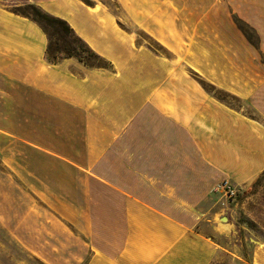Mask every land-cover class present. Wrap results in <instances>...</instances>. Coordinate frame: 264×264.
Returning <instances> with one entry per match:
<instances>
[{
  "label": "crops",
  "instance_id": "crops-1",
  "mask_svg": "<svg viewBox=\"0 0 264 264\" xmlns=\"http://www.w3.org/2000/svg\"><path fill=\"white\" fill-rule=\"evenodd\" d=\"M27 1L107 66L49 62L41 27L0 9V166L23 190L24 252L40 264L216 262L224 249L202 228L223 235V223L208 203L223 181L263 175L264 126L204 88L220 90L217 77L185 70H221L227 48L233 78H251L264 0ZM250 84L232 93L249 98ZM250 264H264V241Z\"/></svg>",
  "mask_w": 264,
  "mask_h": 264
},
{
  "label": "rangeland",
  "instance_id": "rangeland-1",
  "mask_svg": "<svg viewBox=\"0 0 264 264\" xmlns=\"http://www.w3.org/2000/svg\"><path fill=\"white\" fill-rule=\"evenodd\" d=\"M27 0H0V9H7L18 13L19 9L23 11L28 4ZM111 9L114 13L121 14L116 2H110ZM35 5V4H34ZM37 6V5H36ZM243 27L245 34L258 47L260 39L256 32L244 23L239 22ZM140 39L148 45L153 46L157 51L163 52L152 41ZM54 41H57L54 38ZM231 52L224 48L219 57V67L221 70L214 71H191L185 70L186 73L195 80L208 78H218L220 90H215L209 83H204V88L210 91L220 99L230 109L237 111L240 115L250 118L264 126V54L256 53L252 59L254 70L251 78L246 71H240L238 80L234 79L231 72ZM95 62V61H94ZM212 73L217 76H209ZM248 73V74H247ZM236 76V75H235ZM250 84V90L254 92L249 98L242 97L241 93H232V86L246 87ZM6 172L0 166V264H40L30 258L23 250L22 245L18 242L22 239L23 216V190L18 182L8 183L5 181ZM229 181V180H228ZM237 190L238 197L234 200L228 199L220 190L216 192L214 199L210 200L208 205L216 207L213 211L220 214L217 217V223L228 225V230L219 226V235L214 231L212 226L202 228L203 233L209 235L224 250L223 256L219 257L213 264H250L252 248L257 243L264 241V178L257 188L239 187L229 181ZM250 220L254 225L246 223Z\"/></svg>",
  "mask_w": 264,
  "mask_h": 264
},
{
  "label": "trees",
  "instance_id": "trees-1",
  "mask_svg": "<svg viewBox=\"0 0 264 264\" xmlns=\"http://www.w3.org/2000/svg\"><path fill=\"white\" fill-rule=\"evenodd\" d=\"M86 3L90 4L89 1ZM18 9V15L30 18L36 22L47 35L49 43L46 56L49 62L56 63L63 58H76L81 63L92 68L107 66L106 62L75 33L66 20L53 16L34 4H28L24 11L21 7ZM240 28L245 33L244 28ZM54 38L57 41H54ZM263 178L264 173L253 184L252 188L259 187ZM246 223L254 225L250 220Z\"/></svg>",
  "mask_w": 264,
  "mask_h": 264
},
{
  "label": "built area",
  "instance_id": "built-area-1",
  "mask_svg": "<svg viewBox=\"0 0 264 264\" xmlns=\"http://www.w3.org/2000/svg\"><path fill=\"white\" fill-rule=\"evenodd\" d=\"M219 190L221 192H223V194L228 199H232V200L236 199L238 197V194H239L238 190L232 184H230V182L227 180L223 181Z\"/></svg>",
  "mask_w": 264,
  "mask_h": 264
},
{
  "label": "bare ground",
  "instance_id": "bare-ground-1",
  "mask_svg": "<svg viewBox=\"0 0 264 264\" xmlns=\"http://www.w3.org/2000/svg\"><path fill=\"white\" fill-rule=\"evenodd\" d=\"M222 227H223L224 229H227V230L229 229V228H228V225H226V224H223Z\"/></svg>",
  "mask_w": 264,
  "mask_h": 264
}]
</instances>
